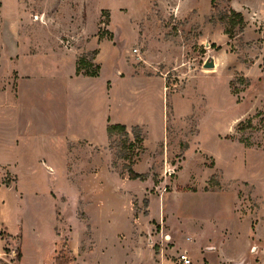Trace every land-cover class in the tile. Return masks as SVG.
<instances>
[{"label":"rangeland","instance_id":"rangeland-1","mask_svg":"<svg viewBox=\"0 0 264 264\" xmlns=\"http://www.w3.org/2000/svg\"><path fill=\"white\" fill-rule=\"evenodd\" d=\"M80 59L130 123L96 145L58 132ZM161 251L264 264V0H0V264Z\"/></svg>","mask_w":264,"mask_h":264},{"label":"crops","instance_id":"crops-1","mask_svg":"<svg viewBox=\"0 0 264 264\" xmlns=\"http://www.w3.org/2000/svg\"><path fill=\"white\" fill-rule=\"evenodd\" d=\"M54 73H57L55 76L56 81L54 83L58 84L54 86V94L59 96V99L62 100L63 103L70 106L68 112L71 115L70 123L68 124L70 126L65 131H56L63 133L65 136L70 135L71 137L76 138L78 140L77 143L86 140L88 145H96L97 140L94 141L95 138L107 135L109 120L111 124L115 125L130 124L123 119H119V117L115 115V102H111L108 99L106 92L102 97L103 101L101 103L98 102L99 97H96V94L94 93L96 90V88H94L96 87L94 80L84 77L79 79L75 76L76 61H74L71 69L69 68L65 71L64 69L61 70L57 68ZM87 86L89 87V90L86 91ZM31 89L32 85L30 88L24 87L22 93L26 94L31 91ZM133 124L145 126V123L139 119L135 120ZM98 209L102 210L101 208ZM141 234L142 231L138 233L139 236H141ZM117 239L120 242V238L118 237ZM1 243L3 244V242ZM221 255L225 257V261H232V264H241L243 261V257L232 259L228 258L226 254H220V259H223ZM222 261L224 260L220 261L221 264H224Z\"/></svg>","mask_w":264,"mask_h":264},{"label":"trees","instance_id":"trees-1","mask_svg":"<svg viewBox=\"0 0 264 264\" xmlns=\"http://www.w3.org/2000/svg\"><path fill=\"white\" fill-rule=\"evenodd\" d=\"M91 68V70H90ZM82 71H84V74L89 76V77H97L98 74L97 72L92 70V66L87 63L84 59H80L77 61V68H76V73L80 74ZM109 133H113L114 131H125V127L123 126H119V125H115V126H111L108 129ZM139 178V176L135 173H132L131 175V179H137ZM18 259H20V255H18Z\"/></svg>","mask_w":264,"mask_h":264},{"label":"built area","instance_id":"built-area-1","mask_svg":"<svg viewBox=\"0 0 264 264\" xmlns=\"http://www.w3.org/2000/svg\"><path fill=\"white\" fill-rule=\"evenodd\" d=\"M169 240L170 238L168 236H165V241L168 242ZM160 257H161L160 258L161 264H163L162 263V259L164 260L163 251H161ZM174 264H192V261L186 252H182L176 256L174 260Z\"/></svg>","mask_w":264,"mask_h":264},{"label":"water","instance_id":"water-1","mask_svg":"<svg viewBox=\"0 0 264 264\" xmlns=\"http://www.w3.org/2000/svg\"><path fill=\"white\" fill-rule=\"evenodd\" d=\"M214 68H215V62L212 58H210V60L205 63L204 69L213 70Z\"/></svg>","mask_w":264,"mask_h":264}]
</instances>
